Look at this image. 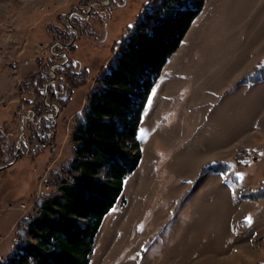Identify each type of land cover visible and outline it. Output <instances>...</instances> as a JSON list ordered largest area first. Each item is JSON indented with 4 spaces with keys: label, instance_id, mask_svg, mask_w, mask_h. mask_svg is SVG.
Wrapping results in <instances>:
<instances>
[{
    "label": "rangeland",
    "instance_id": "1",
    "mask_svg": "<svg viewBox=\"0 0 264 264\" xmlns=\"http://www.w3.org/2000/svg\"><path fill=\"white\" fill-rule=\"evenodd\" d=\"M93 1L0 0V149L16 139L20 83L47 57L54 24H69L66 17L76 11L83 17L77 9ZM124 2L77 21L83 33L73 59L76 69L88 71L89 81L59 114L56 141L49 144L56 157L49 151L25 154L0 171L1 235L18 217H31L35 190L49 189L43 181L38 185L45 162L59 170L74 156L75 113L85 110L87 94L113 60L115 46L157 0ZM260 60L264 0H205L146 101L138 133L142 160L124 183L126 205L117 203L106 216L90 264L264 263V198L238 199L240 191L264 184V81L236 85ZM217 160L229 161L228 175L200 176L206 163ZM23 203L30 205L21 210ZM11 237L2 247L7 254Z\"/></svg>",
    "mask_w": 264,
    "mask_h": 264
},
{
    "label": "trees",
    "instance_id": "2",
    "mask_svg": "<svg viewBox=\"0 0 264 264\" xmlns=\"http://www.w3.org/2000/svg\"><path fill=\"white\" fill-rule=\"evenodd\" d=\"M204 3L205 0H157L146 8L131 33L115 46L113 60L98 74L87 94L85 110L75 113L74 156L63 161L65 171L48 170L49 159L45 162L39 182L45 175L49 189L36 201L31 217L23 216L17 222L12 234L13 248L0 263L90 264L95 238L117 203L120 207L126 205L124 183L142 160L138 133L146 101L162 68L177 51ZM74 19L73 25L83 33L77 23L82 20ZM73 35L67 22L54 24V42L67 44ZM118 45L121 48L117 51ZM55 49L66 53L69 59L55 69L56 83L49 87L46 103L44 94L51 77L49 66L63 62L64 56L43 59L42 76L35 71L20 83L21 104L13 117L18 120L17 136L5 144V150L0 149L2 165L14 157L21 119L27 113L34 120H25L24 149L19 159L25 154L28 158L40 157L39 154L48 151L51 154L49 144L51 140L56 141L57 121L47 117L56 113V108L48 104L54 103L64 112L74 91L89 81L86 69H76L75 43L71 47L57 45ZM263 81L264 60H260L236 85L254 86ZM3 127L0 126V131ZM50 156L56 157L55 153ZM231 170L229 161H211L204 165L200 176L228 175ZM238 197L259 201L264 198V184L258 189H244ZM35 198L36 192L29 199Z\"/></svg>",
    "mask_w": 264,
    "mask_h": 264
},
{
    "label": "water",
    "instance_id": "3",
    "mask_svg": "<svg viewBox=\"0 0 264 264\" xmlns=\"http://www.w3.org/2000/svg\"><path fill=\"white\" fill-rule=\"evenodd\" d=\"M109 1H110V0H106V1H99V0H96V1L92 2V3L89 5V8H88L87 10H85L86 15H87V16H90V14L93 12L94 6L97 5V9H99V8H104L105 6L108 5ZM71 17H72V16H71ZM71 17H69V15H68V16H67V20H68V22H69L70 27L74 30V36H73V38H72V39L70 40V42L67 43V44H62V43H60V42H56L55 45L59 44V45L64 46V47H71V46L75 43V41L77 40L78 35H79V31H78V29L72 24V18H71ZM54 56H56V57L64 56V57L66 58L64 62L54 64V66H56V67H59V66L64 65V64L67 62V60L69 59V57L67 56V54L64 53V52H62V53H54ZM56 78H57V75H56L55 70H54V76H53L52 79H51L50 81H48V83L46 84V92H45V98H44V99L47 98V92H48V89H49V87H50V86L56 81ZM63 85H64V83H63ZM65 91H66V90H65ZM51 105H53V104H48V106H51ZM54 105L57 107V112H56V114H55V115H51V114H50V115H47V117H51L53 120L56 121L57 118L59 117V114H60V108H59L56 104H54ZM27 118H29L28 114L24 115V116L22 117V119H21V126H22V127H21V132H20V135H19V138H18V143H17V149H16V152H15V154H14V158H13V160H12L11 162H9L8 164H6V165L0 167V171L5 170V169H8L9 167L13 166V165L17 162V160H18V158H19V155H20L21 151L24 149V147H23V133H24L25 119H27ZM31 118L34 120V117H33V116H32ZM38 121H40V118L38 119Z\"/></svg>",
    "mask_w": 264,
    "mask_h": 264
},
{
    "label": "flooded vegetation",
    "instance_id": "4",
    "mask_svg": "<svg viewBox=\"0 0 264 264\" xmlns=\"http://www.w3.org/2000/svg\"><path fill=\"white\" fill-rule=\"evenodd\" d=\"M96 1V0H95ZM99 1H101V0H99ZM94 2V1H93ZM92 3V2H91ZM90 3V4H91ZM89 4V5H90ZM111 4H114V5H116V6H123L124 4H125V2L123 3V0H115V2H113V1H109V3H108V5H107V7H109V6H111ZM89 8V6L86 8V9H84V8H81V7H79L78 8V10H80V12L81 13H84V16L83 17H88L87 15H86V12H85V10H87ZM96 8H97V5L96 6H94V9H93V12L92 13H94L95 11H96ZM104 8H106V6L104 7ZM83 9V10H82ZM82 10V11H81ZM91 13V14H92ZM83 17L78 13V12H75V14H73L72 15V18H80V19H83ZM66 19H67V17H66ZM74 32V31H73ZM54 39H53V42L51 43V45L49 46V49H48V52H47V57H45V58H43V57H41L40 59L42 60V63H40V65L39 66H37V72H38V74H39V77H41L42 76V70H43V68H44V64H45V61L43 60V59H47V58H49V57H51V58H54ZM62 53V52H61ZM77 63V62H76ZM52 66H54V62L49 66V72H50V74H51V69H52ZM52 79V74H51V77L48 79V81H50ZM52 85H54V83L52 84ZM48 96V95H47ZM51 104H54V103H51ZM52 107L54 106V105H51ZM50 107V106H49ZM55 107V106H54ZM56 114V113H55ZM54 114V115H55ZM57 120H58V118H57ZM55 121V120H54Z\"/></svg>",
    "mask_w": 264,
    "mask_h": 264
},
{
    "label": "crops",
    "instance_id": "5",
    "mask_svg": "<svg viewBox=\"0 0 264 264\" xmlns=\"http://www.w3.org/2000/svg\"><path fill=\"white\" fill-rule=\"evenodd\" d=\"M56 43V42H55ZM55 43H54V48L57 46V45H59V44H57V45H55ZM51 168H55V167H53L52 166V164L51 165H49V168H48V170L49 169H51ZM45 178V175H44V177L42 178V179H44ZM41 179V180H42ZM41 180H40V182H41ZM39 182V183H40ZM38 185H40V184H38ZM38 185H37V187H38ZM40 187V186H39ZM41 188V187H40ZM39 188V189H40ZM35 192H36V194L39 192V190H38V192H37V190H35ZM43 193H41L40 195H42ZM40 195H38V197H36L34 200H30V203H31V205L33 206V207H35V205H36V201L39 199V197H40ZM30 203H27L28 205H30ZM19 217L17 218V219H15V220H13V222L10 224V230L5 234V235H1L0 234V260H5V259H7V256L10 254V253H8L7 254V249L5 250V249H2V247H3V245H4V243H6L8 240H9V238L11 237V236H13L12 234H13V231H14V229H15V227H16V224H17V222L19 221ZM13 237H11V247L13 248V246H12V243H13V239H12ZM9 242H10V240H9ZM11 248V249H12Z\"/></svg>",
    "mask_w": 264,
    "mask_h": 264
},
{
    "label": "built area",
    "instance_id": "6",
    "mask_svg": "<svg viewBox=\"0 0 264 264\" xmlns=\"http://www.w3.org/2000/svg\"><path fill=\"white\" fill-rule=\"evenodd\" d=\"M57 67L56 66H52V69H51V74H52V77L54 76V70L56 69ZM56 73V72H55ZM44 102L46 103V100H44ZM28 114V116H29V118H27V119H25V120H32L33 121V119L31 118L32 116H31V113H27ZM48 115H50V114H48ZM53 146V145H52ZM53 166V165H52ZM59 171H65V166L62 164V165H60L59 166ZM41 181H43V186H45L44 187V189L46 190V189H48V183H46L45 181H44V179H42ZM40 185H42L41 183H40ZM42 193V188H40V190H39V195ZM28 205V204H27ZM27 205H26V203L24 204H22L20 207H21V210H24V209H26V207H27ZM9 208H12L13 206L11 205V206H8ZM31 207H33L32 205H31ZM28 212H30V215H31V213L33 212V209L30 211V210H28L27 211V213ZM29 215V216H30ZM25 216H26V214H25ZM0 264H2V263H0Z\"/></svg>",
    "mask_w": 264,
    "mask_h": 264
}]
</instances>
